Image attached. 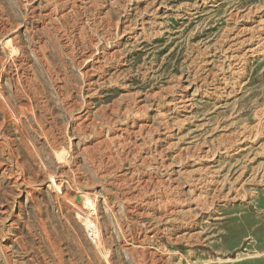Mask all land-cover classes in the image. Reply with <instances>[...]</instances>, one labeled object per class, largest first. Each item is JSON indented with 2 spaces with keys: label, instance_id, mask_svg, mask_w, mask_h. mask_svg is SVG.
<instances>
[{
  "label": "rangeland",
  "instance_id": "obj_1",
  "mask_svg": "<svg viewBox=\"0 0 264 264\" xmlns=\"http://www.w3.org/2000/svg\"><path fill=\"white\" fill-rule=\"evenodd\" d=\"M0 264H264V0H0Z\"/></svg>",
  "mask_w": 264,
  "mask_h": 264
},
{
  "label": "bare ground",
  "instance_id": "obj_2",
  "mask_svg": "<svg viewBox=\"0 0 264 264\" xmlns=\"http://www.w3.org/2000/svg\"><path fill=\"white\" fill-rule=\"evenodd\" d=\"M88 196V195H87ZM87 198V197H86ZM89 200V199H88ZM88 200H87V204H88ZM89 202H91V201H89ZM94 203V202H93ZM90 205V204H89ZM95 207V206H94ZM89 208V207H88ZM91 210V209H90ZM91 219V218H90ZM94 222V221H93ZM90 224H92V221H91V223ZM94 224V223H93ZM97 226V225H96ZM96 226L95 225H93V230H96ZM94 233V232H93ZM96 236H98V235H96ZM101 237V236H100Z\"/></svg>",
  "mask_w": 264,
  "mask_h": 264
}]
</instances>
